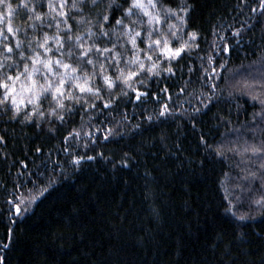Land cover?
<instances>
[{"label": "trees", "instance_id": "1", "mask_svg": "<svg viewBox=\"0 0 264 264\" xmlns=\"http://www.w3.org/2000/svg\"><path fill=\"white\" fill-rule=\"evenodd\" d=\"M153 1L0 5V264H264V0Z\"/></svg>", "mask_w": 264, "mask_h": 264}, {"label": "snow or ice", "instance_id": "2", "mask_svg": "<svg viewBox=\"0 0 264 264\" xmlns=\"http://www.w3.org/2000/svg\"><path fill=\"white\" fill-rule=\"evenodd\" d=\"M149 3L152 4V7L156 6L154 3H152V0H149ZM0 5H4L7 14L9 16H11L12 12L14 11L13 5L10 2H7V0H0ZM22 6L24 8L28 7V5L26 3H23ZM49 6L51 7L52 5H49ZM132 7L144 10L145 5L142 4L140 2V0H133ZM129 11H131V8L129 9ZM144 14L148 15V12L145 11ZM2 15L3 14L0 13V16H2ZM37 18H39V17H37ZM104 19H107V17H105ZM116 23L117 24H121V21L117 20ZM7 32H8V34H12L14 32V29L12 28L10 23H9V25L7 27ZM103 34L107 35V33H103ZM0 35H4V33L2 31H0ZM139 35H140L139 33H135V36H139ZM4 39H7V36H4ZM130 42L132 43V45L134 47L136 46V40H135L134 37H130ZM155 43L157 45H159L160 41L157 40V41H155ZM165 46L167 47V43L166 42H165ZM17 47H19V45H17ZM4 49L9 54H11L13 52V49L11 47H9L7 44H5ZM227 50L228 49L225 48V51H227ZM105 51H108V49H105ZM180 51H181V49H176L175 52H174V56H178L180 54ZM5 58L7 59L8 57L6 56ZM56 63L58 65H60L61 67L65 68V69L70 67V65L64 64L61 61H57ZM88 63H91V60H88ZM44 66H45V68H47L48 72H50V73L53 72V69H52L50 63H45ZM0 67H3V66L0 65ZM25 68L27 70V65L25 66ZM34 71H38V70L34 69ZM72 71H76V69H72ZM25 79L27 81H31V83H27V84L22 83L21 84L22 90L30 92L32 94L33 98L36 99V100H39L43 93L49 91L50 89H53V84L50 83V82H48L46 86L45 85H38L37 82L32 79V74L31 73H29L25 77ZM18 81H20V76L19 75L13 76V75H9L8 73L5 72V73L2 74V76H0V88L4 89V95H3V98L0 99V104H6L8 99H9V96L12 93H15V91H16L15 85H16V83ZM64 83H65V81L63 79H61L59 81V84L57 86H55V88H54V94L63 95L61 89H62V86L64 85ZM109 86H111V85H109ZM80 90L81 91H85V89L83 87H81ZM88 91H91V89H88ZM31 102H32V100L30 99L29 103H31ZM262 103H264V101H262ZM12 104H13V106H16L15 97L12 98ZM16 110L18 112L19 108L17 107ZM252 151H253V153L264 152V148H260V149L253 148ZM19 211H20V209H17V212H19Z\"/></svg>", "mask_w": 264, "mask_h": 264}, {"label": "rangeland", "instance_id": "3", "mask_svg": "<svg viewBox=\"0 0 264 264\" xmlns=\"http://www.w3.org/2000/svg\"><path fill=\"white\" fill-rule=\"evenodd\" d=\"M140 2L145 5L144 10H141V9L135 8V7H133V9H135L137 11H140L143 14V16L146 17V20L148 21L149 24H151V25L157 24V25L161 26V25H163V23L165 21H168V23H169V21L171 19L175 18V20H177L176 21V24L173 23V21L170 22V24H171V27L170 28H171V30H173L174 34L179 33L178 31H179V29H180V27L182 25L181 24V21L182 20L181 21H178V18L175 17L176 16V13L165 12V11H161V13H160V11L156 9V6L155 7H152V4L149 3V0H140ZM152 3L156 4L153 0H152ZM145 11L148 12V15H145L144 14ZM134 12H135L136 15H141L140 12H136V11H134ZM167 18H169V19L166 20ZM164 49L166 50V49H168V47L166 48V46H164ZM169 50L170 49H168L167 51H169Z\"/></svg>", "mask_w": 264, "mask_h": 264}]
</instances>
